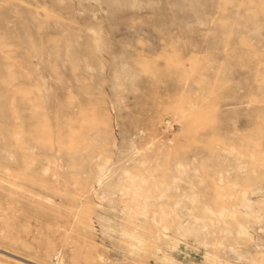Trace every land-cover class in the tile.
<instances>
[{
  "label": "rangeland",
  "instance_id": "1",
  "mask_svg": "<svg viewBox=\"0 0 264 264\" xmlns=\"http://www.w3.org/2000/svg\"><path fill=\"white\" fill-rule=\"evenodd\" d=\"M0 264H264V0H0Z\"/></svg>",
  "mask_w": 264,
  "mask_h": 264
}]
</instances>
